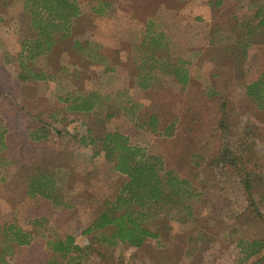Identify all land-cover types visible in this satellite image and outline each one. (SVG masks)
I'll use <instances>...</instances> for the list:
<instances>
[{
    "label": "rangeland",
    "instance_id": "374dc122",
    "mask_svg": "<svg viewBox=\"0 0 264 264\" xmlns=\"http://www.w3.org/2000/svg\"><path fill=\"white\" fill-rule=\"evenodd\" d=\"M77 3L70 35L28 62L21 44L34 36L23 2L0 0V135L7 142L0 149V264L46 262L48 237L67 235L88 248L82 264H252L264 257L263 250L245 260L239 247L242 239L264 241V113L246 93L264 71V26L252 5L264 0ZM154 36H162V48L154 49ZM179 66L189 72L187 85L174 75ZM144 78L147 89L139 85ZM89 97L93 111L73 109ZM150 115L158 118L156 133L141 127ZM115 131L202 193L192 217L163 211L162 238L140 250L110 246L102 231L83 233L126 181L101 149ZM226 147L260 173L253 210L235 172L214 162ZM40 172L55 176V203L26 193ZM10 225L29 233L30 245L19 246Z\"/></svg>",
    "mask_w": 264,
    "mask_h": 264
},
{
    "label": "trees",
    "instance_id": "16d2710c",
    "mask_svg": "<svg viewBox=\"0 0 264 264\" xmlns=\"http://www.w3.org/2000/svg\"><path fill=\"white\" fill-rule=\"evenodd\" d=\"M8 1L4 0V3ZM20 1L23 2L24 11L29 16L34 36L24 40L21 44L23 56L31 62L51 53L58 36L66 38L70 35L72 22L80 15V9L77 0ZM224 1L215 0V4L221 6ZM252 5L256 6L255 17L260 18L258 26H264V5L254 3ZM152 40L155 45L154 49L163 47L162 36L159 38L154 36ZM74 45L78 46L79 42L76 41ZM20 65L23 67L25 64L22 62ZM173 71L180 84H189V72L186 68L179 66ZM19 77L24 81L31 78L23 73L19 74ZM32 78L37 80L38 75L35 74ZM145 80L144 78L143 82L140 81L139 85L147 89L149 84H145ZM246 93L264 113V71L246 85ZM73 109L91 112L95 109V104L89 97L79 104H74ZM141 127H146L156 133L158 118L150 115L147 124L143 122ZM6 147L7 142L2 133L0 149L3 150ZM101 149L105 159L112 164L113 171L125 177L126 181L112 196V199L104 201L100 214L84 230L85 235L102 231L106 233H101L102 239L110 246L119 242L139 249L149 240L162 238V231L166 228H161L157 224L166 222V214L163 211H178L182 212L183 216H193L194 205L199 201L202 193L188 177L176 173L173 169H168L160 157H148L143 154L142 150L133 146L130 138L120 131L107 133L101 140ZM233 152L235 151L229 147L224 148L223 153L214 162L216 165L224 163L235 172L242 185L248 207L256 208V188L261 182L259 181L260 173L255 166L247 163L243 156L235 155L238 152ZM239 153L242 154V152ZM57 187L53 173L40 172L29 178L26 193L31 199L40 198L55 203L54 193ZM254 213L258 217L262 216L258 212ZM7 232L10 237L19 236V240H15L19 246L30 245L31 235L29 233L23 234L20 229L11 225ZM239 247L245 260H250L264 250V241L255 238L242 239ZM87 249L76 245L72 236L48 237L46 241L48 261L41 264H82V253H87ZM252 264H264V257Z\"/></svg>",
    "mask_w": 264,
    "mask_h": 264
},
{
    "label": "crops",
    "instance_id": "0c3cea01",
    "mask_svg": "<svg viewBox=\"0 0 264 264\" xmlns=\"http://www.w3.org/2000/svg\"><path fill=\"white\" fill-rule=\"evenodd\" d=\"M150 241H151V240H149L148 242H146V243L143 245V247H141V248H139V249H137V248H135V249H136V250L144 249L147 245H150V244H151Z\"/></svg>",
    "mask_w": 264,
    "mask_h": 264
}]
</instances>
